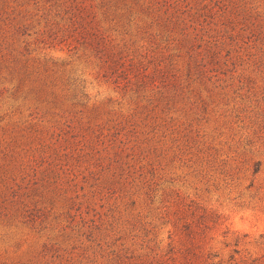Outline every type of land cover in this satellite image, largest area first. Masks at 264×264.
I'll return each instance as SVG.
<instances>
[{
    "label": "rangeland",
    "instance_id": "obj_1",
    "mask_svg": "<svg viewBox=\"0 0 264 264\" xmlns=\"http://www.w3.org/2000/svg\"><path fill=\"white\" fill-rule=\"evenodd\" d=\"M0 264H264V0H0Z\"/></svg>",
    "mask_w": 264,
    "mask_h": 264
}]
</instances>
